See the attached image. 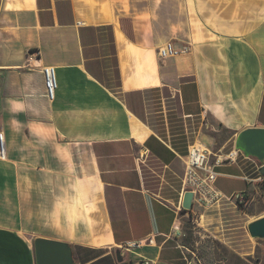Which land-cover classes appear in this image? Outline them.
Masks as SVG:
<instances>
[{
    "label": "crops",
    "instance_id": "0c3cea01",
    "mask_svg": "<svg viewBox=\"0 0 264 264\" xmlns=\"http://www.w3.org/2000/svg\"><path fill=\"white\" fill-rule=\"evenodd\" d=\"M169 40L189 49L162 58ZM167 103L188 135L198 117L213 130L199 145L221 158L264 127V0H3L0 264H37L38 237L69 243L73 264H187ZM256 164L224 162L218 188L259 193Z\"/></svg>",
    "mask_w": 264,
    "mask_h": 264
},
{
    "label": "rangeland",
    "instance_id": "374dc122",
    "mask_svg": "<svg viewBox=\"0 0 264 264\" xmlns=\"http://www.w3.org/2000/svg\"><path fill=\"white\" fill-rule=\"evenodd\" d=\"M167 109H174L168 110L172 142L189 146L196 139H200L213 147L214 140L205 131H211L213 135L215 133L202 123L200 117L190 121L192 124L188 135L177 108L168 106L167 103ZM161 119L156 118L158 124H162ZM215 129L217 134L223 132L217 126ZM227 150H224L226 155L231 152L230 149ZM217 156V153H212V163ZM228 161L230 160H225ZM257 188L259 193L253 188L247 202L240 203L234 198L227 205H215L209 209L197 205L190 211H184L180 240L186 246L187 264H264V238H254L248 231L249 222L264 215V183H258ZM203 214L210 216L209 220L206 219V225L201 224Z\"/></svg>",
    "mask_w": 264,
    "mask_h": 264
},
{
    "label": "built area",
    "instance_id": "2783aa9c",
    "mask_svg": "<svg viewBox=\"0 0 264 264\" xmlns=\"http://www.w3.org/2000/svg\"><path fill=\"white\" fill-rule=\"evenodd\" d=\"M188 49V46L178 47L173 40H169L159 47V53L162 58H171L187 51ZM42 68L45 77L46 94L49 99L53 100L58 87L57 68L54 65H45ZM199 143H202L200 139H196L194 142L190 143L188 146V152L182 156L185 164V172L182 182L183 198L187 191H192L194 193L193 207L198 205L207 209L214 205H221L224 199L232 200L235 198L240 203L247 202L250 199L248 190L240 191L229 197L217 186V180L220 175L217 167L221 166L225 160L236 162L239 158L240 151L235 148L226 155V159L217 156L216 161L212 163L210 155L211 151L207 147H202ZM0 156L2 158L7 156V147L3 132H0ZM256 166L260 173L258 181L263 184L264 175L260 172L263 164L259 162ZM144 241L145 239L132 241L125 246H140Z\"/></svg>",
    "mask_w": 264,
    "mask_h": 264
},
{
    "label": "water",
    "instance_id": "95a60500",
    "mask_svg": "<svg viewBox=\"0 0 264 264\" xmlns=\"http://www.w3.org/2000/svg\"><path fill=\"white\" fill-rule=\"evenodd\" d=\"M3 0H0V10ZM235 148L249 158H255L263 164L261 173L264 175V127H247L240 131L236 140ZM194 193L187 191L183 198V209L190 211L193 208ZM249 234L254 238H264V215L248 224ZM35 253L37 264H73L74 255L72 246L61 240L38 237L35 239ZM123 249L118 252L119 257ZM193 264V263H189Z\"/></svg>",
    "mask_w": 264,
    "mask_h": 264
},
{
    "label": "trees",
    "instance_id": "16d2710c",
    "mask_svg": "<svg viewBox=\"0 0 264 264\" xmlns=\"http://www.w3.org/2000/svg\"><path fill=\"white\" fill-rule=\"evenodd\" d=\"M159 94V92H156ZM166 96H169V94H165ZM154 97H157V95H155ZM160 97V95L158 96ZM178 110L180 112V108L178 107ZM171 114V113H170ZM169 114V115H170ZM161 122L163 123V129H162V133L163 135H166L165 133V129H166V126H165V123H164V117H161ZM175 144H173V146L176 148V150H178L181 154L185 155L187 152H188V145H180L178 142H173ZM184 176V174H183ZM219 178V177H218ZM218 181V180H217ZM183 211H186L185 209H182Z\"/></svg>",
    "mask_w": 264,
    "mask_h": 264
},
{
    "label": "bare ground",
    "instance_id": "6f19581e",
    "mask_svg": "<svg viewBox=\"0 0 264 264\" xmlns=\"http://www.w3.org/2000/svg\"><path fill=\"white\" fill-rule=\"evenodd\" d=\"M202 146V145H201ZM211 155V154H210ZM259 162V161H258Z\"/></svg>",
    "mask_w": 264,
    "mask_h": 264
}]
</instances>
